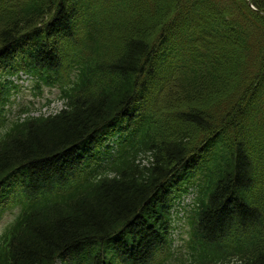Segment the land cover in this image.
I'll return each mask as SVG.
<instances>
[{
    "label": "trees",
    "instance_id": "1",
    "mask_svg": "<svg viewBox=\"0 0 264 264\" xmlns=\"http://www.w3.org/2000/svg\"><path fill=\"white\" fill-rule=\"evenodd\" d=\"M251 2L0 0V186L18 173L27 197L0 264H264V0ZM16 68L58 84L62 106L9 119ZM192 189L179 251L172 209Z\"/></svg>",
    "mask_w": 264,
    "mask_h": 264
},
{
    "label": "rangeland",
    "instance_id": "2",
    "mask_svg": "<svg viewBox=\"0 0 264 264\" xmlns=\"http://www.w3.org/2000/svg\"><path fill=\"white\" fill-rule=\"evenodd\" d=\"M25 88L27 86V83H25ZM27 96L31 97V88L28 87L24 90V98ZM57 96V89L56 88H44L42 91V95L38 99L37 107L46 104V102L49 104V109L43 108L41 111L42 113H50L54 112L55 110L60 108V103L56 101ZM53 102V103H52Z\"/></svg>",
    "mask_w": 264,
    "mask_h": 264
}]
</instances>
